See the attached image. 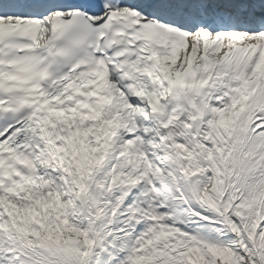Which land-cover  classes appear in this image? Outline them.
I'll use <instances>...</instances> for the list:
<instances>
[{
  "label": "snow or ice",
  "instance_id": "6c2138e0",
  "mask_svg": "<svg viewBox=\"0 0 264 264\" xmlns=\"http://www.w3.org/2000/svg\"><path fill=\"white\" fill-rule=\"evenodd\" d=\"M0 264H264V0H0Z\"/></svg>",
  "mask_w": 264,
  "mask_h": 264
}]
</instances>
